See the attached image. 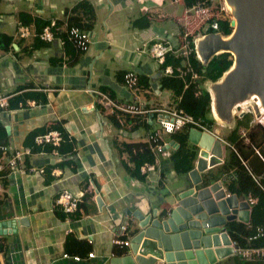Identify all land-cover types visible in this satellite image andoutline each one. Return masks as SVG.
I'll return each mask as SVG.
<instances>
[{"label":"crops","instance_id":"0c3cea01","mask_svg":"<svg viewBox=\"0 0 264 264\" xmlns=\"http://www.w3.org/2000/svg\"><path fill=\"white\" fill-rule=\"evenodd\" d=\"M80 1L92 6H79L73 12ZM155 1L145 5L147 0H0V34L11 36L7 48L0 44V95L8 96L10 103L21 97L19 102L24 103L23 107L18 102L0 113V144L31 152L20 168L3 172L0 243L5 251L0 253V264H111L112 258L127 255L116 252L129 249L115 241L124 237L130 242L136 233L137 220L128 211L157 210L162 217L176 205L177 195L191 187L189 173L196 167L200 148L191 170L184 173L190 161H173L178 145L160 130L157 115L149 111L158 108L138 103V85L128 89L123 84L124 73L135 70L161 92L158 79L163 74L144 46L163 39L176 45L195 30L189 14L196 2ZM204 1L211 5V0ZM176 3H183L185 8L176 17L174 31L168 33L162 23L154 24L157 12L151 7L161 8L159 14L164 17L169 14L165 7H173L170 13L176 14ZM70 16L91 27L87 30L90 45L85 52L69 41L61 43ZM54 18L59 20V36L46 42L39 37L41 28ZM19 25L28 28V36H19ZM201 25L204 35L207 25ZM100 92L110 95L117 105L138 104L145 113L131 114L132 121L116 129L108 120L114 107L104 104ZM28 100L35 105H26ZM254 118L253 114L251 124L256 123ZM146 120L151 127L144 125ZM55 124L61 131L50 127ZM50 130L59 131L62 137L64 134L70 149L60 151L59 146L35 143L36 136ZM114 140L156 141L155 160L151 163L154 170L147 172L143 180L129 176L123 167L128 155L117 150ZM221 146L223 149L224 144ZM214 162L200 172L201 182L203 186L205 182L208 186L220 183L228 196L227 183L234 172H221L224 157ZM63 190L79 198V204L84 200L88 204L87 210L80 209L69 222L55 202ZM99 196L101 203L96 199ZM11 220L15 223L9 224ZM227 222L221 227L224 232ZM125 225V235H121L119 228ZM65 253L82 259L76 262L63 257ZM88 253L94 256L88 258ZM219 263L217 260L213 264Z\"/></svg>","mask_w":264,"mask_h":264},{"label":"water","instance_id":"95a60500","mask_svg":"<svg viewBox=\"0 0 264 264\" xmlns=\"http://www.w3.org/2000/svg\"><path fill=\"white\" fill-rule=\"evenodd\" d=\"M223 1L232 32L204 34L193 42L203 66L219 53L233 56L232 65L217 80L203 83L211 97L212 117L222 127L232 128L238 107L244 108L240 116L245 110L256 118L264 113V0ZM188 140L200 148L196 167L189 173L191 187L177 195L176 205L162 217L157 210L128 211L137 220L136 233L127 255L112 258L111 264H213L233 254L221 227L231 220L248 223L249 205L244 198L226 196L220 183L201 182L200 172L224 157L220 141L195 128L188 130ZM96 199L101 203L100 196Z\"/></svg>","mask_w":264,"mask_h":264},{"label":"trees","instance_id":"16d2710c","mask_svg":"<svg viewBox=\"0 0 264 264\" xmlns=\"http://www.w3.org/2000/svg\"><path fill=\"white\" fill-rule=\"evenodd\" d=\"M191 5L197 0H187ZM204 1V0H200ZM209 5L208 2H206ZM92 6L87 1H80L72 9L76 12L80 8L79 6ZM218 28L217 32L221 33L223 36H227L232 32V27L230 26V16L225 18L218 17L215 19ZM59 21V20H58ZM59 22H57L58 24ZM46 25V24H44ZM76 25L83 30H89L90 25H85L81 23L80 19L77 17H68L67 26ZM43 28V27H42ZM41 28V29H42ZM60 32V31H59ZM214 32L213 28H207L204 34ZM56 36H59L57 34ZM187 39L193 43V37L187 36ZM62 40L64 43H68L66 39V33L62 35ZM11 43V36L0 34V44L7 48ZM190 63L198 75V78L193 82L189 83L185 87L186 80L179 77L176 73L172 76L161 75L159 77V83L162 88H171L173 95L178 98V104L176 108H182L189 114L193 115L195 118L202 119L207 125V115H211V97L209 92L202 87L205 80H217L224 71H226L233 63V56L229 52H222L215 55L207 64L203 66L201 62L196 57V53L193 52L190 56ZM172 64L174 68L182 67L183 62L180 58H174L172 55H167L164 64L160 65V70L164 69L165 66ZM125 74V73H124ZM124 76V75H123ZM172 80L170 81L169 78ZM144 83H149L148 78L138 74L137 85ZM136 85V86H137ZM135 86V87H136ZM36 98V96H35ZM15 100V102H14ZM21 97H16L13 102L9 101V107L17 106L18 102L21 101ZM120 106H135L136 104H127ZM138 106V104L136 105ZM154 115L155 113L152 112ZM130 112L120 111L117 108L113 109V112L108 116V120L111 122L112 126L116 129L121 127V123H128L131 120L129 116ZM252 115L249 113H244L242 116H235V123L232 128H228V133L225 135L226 141L233 145L235 151L229 146L224 145V162L221 166V172H234L233 177L230 178L227 183L226 190L229 194L236 195L237 197H250L254 200L251 206L250 219L248 223H243L240 221L232 220L227 222L225 230L232 240H235L237 244L241 247H263L264 246V236L247 241L256 235V229L259 226L264 225V127L256 122L252 123ZM214 121V119H213ZM147 128L151 127L149 121L146 120L144 124ZM53 129H60V127L55 124L50 126ZM191 126H186L180 131L171 134V137L175 140L178 147L175 149V153L172 156L174 162L185 161L189 159L190 165L186 167L184 173L191 170V163L197 157V148L195 144H190L188 141V130ZM225 128V127H224ZM246 131V136H242V133ZM156 140V139H155ZM158 141V140H157ZM114 145L120 153L128 155L127 162H123V167L127 174L135 179L143 180L145 175L140 172V167L144 163H153L155 160L153 148L157 145L156 141H138V142H119L114 140ZM70 149V143L63 134V141L59 145V150L62 148ZM187 162V160H186ZM207 182H205V185ZM2 200L0 199V204ZM88 205V204H87ZM87 205L85 200L79 204L75 215L80 209L87 210ZM74 215V216H75ZM122 239H125L122 237ZM5 251V245L0 243V253ZM126 250H121L116 252L118 254L125 253ZM234 264H264L263 260L246 261L243 259H236Z\"/></svg>","mask_w":264,"mask_h":264},{"label":"built area","instance_id":"2783aa9c","mask_svg":"<svg viewBox=\"0 0 264 264\" xmlns=\"http://www.w3.org/2000/svg\"><path fill=\"white\" fill-rule=\"evenodd\" d=\"M211 5H207L206 1L199 2L197 1L191 8L194 11L195 15L198 17L201 23L206 24L207 28H213L214 32L217 33L218 24L215 19L218 18L217 15L211 13L209 7ZM219 11L225 12L229 14L224 1L221 0L219 3ZM211 9V7H210ZM58 19H51L46 25L43 26L42 31L39 37L46 41L52 42L56 35L60 31V27L57 24ZM17 32L19 36L26 37L29 34V30L25 26L19 25L17 28ZM66 39L80 52H85L89 48L90 45V36L87 30H83L76 25L67 26L66 29ZM61 43L64 44V40H61ZM147 49L148 53L156 60L157 64L162 65L165 62L167 55H172L174 58L182 59L183 66L174 68L172 64L165 66L164 69L161 70L163 75L172 76L176 73L181 78H184L187 82L185 87L189 85V83L193 82L198 78L197 73L193 69L190 63V56L193 52H195L194 46L191 41L184 38L178 42V44H173V42L168 39H163L161 41L153 42L149 47L144 46ZM160 75V73H159ZM138 82V73L135 70L127 71L123 76V84L128 89H133L137 85ZM100 96L104 100V104L109 107H114L119 109L120 111L124 110L130 112L131 114H144L142 109L139 106H120L117 105L111 98L108 96L106 92H100ZM28 106H34L35 102L33 100H28L25 102ZM24 103L19 102V107H23ZM9 109V97L5 95H0V113ZM151 113L154 112L157 115L158 126L160 130L165 134H174L180 131L182 128L186 126H191V128L198 129L202 132H208L214 136L215 140H219L220 143L229 146L231 149L235 151L233 145L229 144L225 137L220 136L213 131H211L209 126L200 118H195L193 115L189 114L182 108H174V109H164V110H149ZM263 117L259 119L260 122H263ZM242 136H246L245 133H242ZM37 145L51 144L53 146L58 147L60 143L63 141V137L61 133L57 130H50L44 134L38 135L34 139ZM158 150H161V146H158ZM31 152L29 150H19L13 149L9 144H0V190L2 189V179L4 178L3 172L5 171H13L20 168V165L24 163L25 158L30 155ZM154 170V165L151 163H144L140 167V172L142 174H147L149 171ZM229 195V194H228ZM249 205V209L254 203V200L250 197L244 199ZM56 205L62 207L64 212L67 214V221L69 222L72 218V215L77 211L80 199L75 197L70 191L63 190L58 194V197L55 200ZM250 213V212H249ZM121 235H125L127 226H121L120 228ZM223 231V230H222ZM224 232V231H223ZM256 235L248 238L247 241L257 239L264 236V225L257 227ZM230 239V247L233 250L234 256L246 260V261H255V260H263L264 259V246L263 247H241L237 244L235 240ZM117 245L122 247L129 246V240L127 239H118L115 241ZM88 258H92L93 253H88ZM63 257H71L74 261H81V257L78 255L69 256L67 253L63 255Z\"/></svg>","mask_w":264,"mask_h":264},{"label":"rangeland","instance_id":"374dc122","mask_svg":"<svg viewBox=\"0 0 264 264\" xmlns=\"http://www.w3.org/2000/svg\"><path fill=\"white\" fill-rule=\"evenodd\" d=\"M166 1L168 2L170 0H166ZM211 1H212L211 2V6H210L211 9L209 7V10L211 11V13L217 15L220 18H225L227 16H230V13L227 14L225 12L219 11L218 6H219V3H220L221 0L220 1L211 0ZM148 2L154 4L156 1L155 0H147L145 5L146 4L148 5ZM172 3H174V2L172 1ZM175 6H177V8H178L176 14L170 13L171 9L173 7H171V6H170L171 8L170 7H165L164 9L168 10L169 14H165L164 17H162V14H159V10L161 8H159V7H151L152 11H155V13L157 12L156 13V17L154 19V24L157 23V22L162 23L163 26L165 25L168 29H170V30H168L166 28L167 29L166 31L168 33L174 31V28H175L174 26L176 25V17H180L183 14V11H184V8H185L183 3H180V4L176 3ZM184 15H186V14H184ZM189 16L191 17L192 21H195V23H194L195 30H194V32H192L191 36H193L194 38H196L198 36H202L203 35L202 33H203L204 26L201 25V23L198 20V17L194 14V11H190ZM230 18H231V16H230ZM146 51H148V50L145 49V52ZM136 90H140V91H138V95L140 97V100L138 101V103L141 104V102H143L145 107L158 108L160 110H164V109H174V108H176V106L178 104V98L173 95V92H172L171 88H169V87L161 88V90H160L161 92H159L158 91L159 89L154 88L153 84H151V83L149 84L148 83L146 86H143V84L138 85L136 87ZM244 107L246 109L247 105H245ZM243 109L244 108L238 107V110H237L235 116H239ZM250 114L253 116L252 113H250ZM206 119L209 122L208 125L211 126L210 127L211 131H213L214 133H216V134H218L220 136L225 137L224 135H226L228 133V128L222 127L215 120L213 121L214 118L212 117V113H211V115L208 114ZM156 125L158 126V124H156ZM140 131H142V129H140ZM126 139H132V138L126 137ZM138 139H139V137H135L134 138V140H138ZM236 259H238V257L232 255L231 257H229V259H221L220 260L221 263H219V264H234Z\"/></svg>","mask_w":264,"mask_h":264},{"label":"clouds","instance_id":"9594fccd","mask_svg":"<svg viewBox=\"0 0 264 264\" xmlns=\"http://www.w3.org/2000/svg\"><path fill=\"white\" fill-rule=\"evenodd\" d=\"M231 16V15H230ZM212 33H216V32H212ZM217 33H219V32H217ZM194 43V42H193ZM194 49H195V47H194ZM246 113H251V111H246ZM253 113V112H252ZM244 114V113H243ZM254 114V113H253ZM255 116V115H254ZM261 116H264V113L261 115ZM261 116L259 117V118H254V120L256 121V122H258L259 121V119L261 118ZM264 118V117H263ZM258 123H260V121L258 122ZM262 123V124H261ZM260 124L264 127V123L263 122H261ZM209 127H211L210 125H208ZM210 129V128H209Z\"/></svg>","mask_w":264,"mask_h":264},{"label":"flooded vegetation","instance_id":"af4514ba","mask_svg":"<svg viewBox=\"0 0 264 264\" xmlns=\"http://www.w3.org/2000/svg\"><path fill=\"white\" fill-rule=\"evenodd\" d=\"M244 113H246V111Z\"/></svg>","mask_w":264,"mask_h":264}]
</instances>
